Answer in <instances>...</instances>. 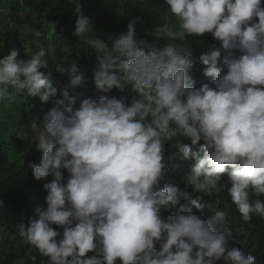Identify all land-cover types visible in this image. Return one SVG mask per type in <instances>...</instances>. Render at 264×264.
Segmentation results:
<instances>
[{
	"label": "clouds",
	"instance_id": "clouds-1",
	"mask_svg": "<svg viewBox=\"0 0 264 264\" xmlns=\"http://www.w3.org/2000/svg\"><path fill=\"white\" fill-rule=\"evenodd\" d=\"M164 4L170 15L151 41L137 38L134 18L109 43L93 34L94 19L74 0L72 35L96 57L95 97L76 65L57 68L69 71L58 90L44 71V48L27 60L15 49L0 58V105L22 96L42 104L55 98L28 136L42 153L30 167L35 180L47 181L46 206L18 225L20 238L47 264H257L232 243L226 212L204 219L192 208H203L196 194L212 196L230 183L227 194L243 223L264 219V0ZM206 34L219 47L199 56L210 79L195 86L192 51L180 41ZM114 89L133 95H106ZM175 137L190 141L175 147L194 161L181 178L192 193L169 182L166 145ZM181 198L189 204L164 215Z\"/></svg>",
	"mask_w": 264,
	"mask_h": 264
},
{
	"label": "trees",
	"instance_id": "trees-1",
	"mask_svg": "<svg viewBox=\"0 0 264 264\" xmlns=\"http://www.w3.org/2000/svg\"><path fill=\"white\" fill-rule=\"evenodd\" d=\"M7 1L10 5L3 21L8 20L12 24L8 23L7 29L3 30L0 27V58L15 49L19 53V59L27 60L31 58L30 54L44 48L45 59L48 60V67L44 71L51 73L53 85L58 90L68 82L69 71L72 65H76L79 73L84 77L87 94L93 97L99 95L93 82V70L96 65L94 50L86 48L72 35L77 19L74 0ZM79 2L82 5V14L94 19L93 34L104 41L125 33L126 25L134 18H139L135 25L137 38L151 41L153 39L151 32L157 25L165 23L166 15H170L164 0H79ZM121 6L125 12L123 17L119 15ZM12 25L22 32H16L15 28L14 31L10 30ZM37 31L41 33L39 37L35 35ZM180 43L192 51L193 67L190 75L195 86L208 82L210 78L203 76L205 66L200 62L199 56L210 47H219L218 42L211 34H206L203 37H189ZM25 49H30L31 52L27 54ZM224 55L222 50L218 66H222ZM58 67L69 71L61 73L57 71ZM80 90L82 89H78ZM106 95L116 97L123 95L130 100L133 93L130 89L125 92L114 89ZM56 98H59V92ZM54 99L42 104L38 98L22 96L17 103L4 106L11 127H8L6 133L0 132V200L4 201V206L0 208V229H2L0 264H47L46 258L40 257L34 249L30 250L20 238L18 225L21 221L26 224L27 219L35 215L37 207L46 206L44 197L47 193L42 185L47 181L35 180L30 167L33 163H39L42 153L36 150L34 144L29 143L28 136L31 135L32 120L42 119L43 114L53 107ZM177 141L190 144V141L184 138L175 137L166 145L168 153L172 156L168 173L169 182L180 190L192 193V188L186 186L181 178L190 173L194 161L182 159L179 149L175 147ZM198 147L199 145L193 146V151ZM225 181L226 177L222 178V182ZM230 186L229 183L227 187ZM227 187L219 193H213L212 196L196 194L201 197L203 208L198 210L193 207L192 211L204 219L210 218L217 210L226 212L233 232L232 243L250 252L256 258L257 264H264V219L254 215L251 225L244 224L227 194ZM188 204V201L181 198L179 204L174 207L169 206L164 215L177 213L180 205ZM57 230L62 232V229ZM32 256H36L34 261L31 259ZM117 264L120 262L118 261Z\"/></svg>",
	"mask_w": 264,
	"mask_h": 264
},
{
	"label": "rangeland",
	"instance_id": "rangeland-1",
	"mask_svg": "<svg viewBox=\"0 0 264 264\" xmlns=\"http://www.w3.org/2000/svg\"><path fill=\"white\" fill-rule=\"evenodd\" d=\"M1 8H0V10L2 9V10H4V11H0V14H1V18H0V20L2 21L1 23H0V27H1V29L3 30V29H7V24L8 23H10V24H12L10 21H8L7 20V22H5V21H3V18H4V14L6 13V11H7V9H8V7H9V1H7V0H2L1 1ZM14 28H15V31L17 32V31H21L22 32V30H18L17 29V27H15V25H12V28H10V30H12V31H14ZM7 113H5V107H4V105H0V132L1 133H6L7 131H8V127H11L10 126V119H7L6 117H7V115H6ZM13 129V128H12Z\"/></svg>",
	"mask_w": 264,
	"mask_h": 264
}]
</instances>
